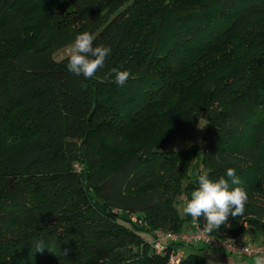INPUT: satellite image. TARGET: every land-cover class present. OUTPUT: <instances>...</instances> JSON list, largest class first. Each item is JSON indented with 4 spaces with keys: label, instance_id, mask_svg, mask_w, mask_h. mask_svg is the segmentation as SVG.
Here are the masks:
<instances>
[{
    "label": "trees",
    "instance_id": "obj_1",
    "mask_svg": "<svg viewBox=\"0 0 264 264\" xmlns=\"http://www.w3.org/2000/svg\"><path fill=\"white\" fill-rule=\"evenodd\" d=\"M83 31L111 48L91 79L68 71V55L52 56ZM212 55L221 67L207 64ZM112 68L136 78L121 87L114 74L104 79ZM201 119L198 144L167 148ZM139 125L153 138L132 137ZM107 146L121 150L116 161ZM229 167L248 203L211 234L255 242L264 236V0H0V264H168L177 247L178 264H205L190 252L200 244L155 252L149 241L184 230L191 217L175 205L198 174L215 180Z\"/></svg>",
    "mask_w": 264,
    "mask_h": 264
},
{
    "label": "clouds",
    "instance_id": "obj_2",
    "mask_svg": "<svg viewBox=\"0 0 264 264\" xmlns=\"http://www.w3.org/2000/svg\"><path fill=\"white\" fill-rule=\"evenodd\" d=\"M95 39L96 37L89 31H83L75 36L74 41L68 46V71L85 79H91L105 66L111 48L103 44L93 46ZM113 74L115 82L121 87L129 78H136L129 70L112 68L104 79L109 80ZM197 179L198 187L191 192L190 199H185L182 212L184 216L193 220L203 217L204 233L211 234L226 225L229 217L234 219L244 214L248 193L243 187L238 186L241 180L236 175L235 168H227L226 176L215 180L209 177L208 172L198 174ZM35 249L43 252L45 249L43 240L36 243ZM243 251H247V248ZM208 264H214V261L209 260ZM251 264H264V254H256Z\"/></svg>",
    "mask_w": 264,
    "mask_h": 264
},
{
    "label": "built area",
    "instance_id": "obj_3",
    "mask_svg": "<svg viewBox=\"0 0 264 264\" xmlns=\"http://www.w3.org/2000/svg\"><path fill=\"white\" fill-rule=\"evenodd\" d=\"M169 243L200 244L232 255L242 264H251L256 254H264V240L252 242L246 237L221 238L214 234H206L198 221L192 218L186 230L177 232L155 230L152 232L149 244L155 252H161ZM245 248L247 251H243ZM181 257V249L173 248L169 254L168 264H178Z\"/></svg>",
    "mask_w": 264,
    "mask_h": 264
},
{
    "label": "rangeland",
    "instance_id": "obj_4",
    "mask_svg": "<svg viewBox=\"0 0 264 264\" xmlns=\"http://www.w3.org/2000/svg\"><path fill=\"white\" fill-rule=\"evenodd\" d=\"M68 42L63 46H59V47H55L52 52V56L53 58L59 60L65 56L68 55V46L72 43ZM220 53L217 52L215 53V55H219ZM213 56L212 55V62L207 61L208 65H212L214 63L215 69L219 68L222 66L223 64V59L222 57L218 56ZM216 57V58H215ZM216 59V61H214ZM205 64V62H204ZM203 64V65H204ZM207 126V122L204 119L199 120L196 128L194 131L191 132L190 135L188 136H178L176 137L173 142L167 146L168 149H174V150H185L187 149L189 146L194 145V144H198L201 138L202 133L204 132V130L206 129ZM151 132V133H147ZM151 130L147 129L146 125H139L138 127L135 128V130L132 133V137L136 138V139H151L153 138ZM105 155H106V161L107 162H114L118 159V157L120 156V154L122 153L121 150L119 148L116 147H111V146H107L104 149ZM189 172L190 174H194L195 171L200 168V164H199V159L197 156H193L191 159V163L189 164ZM185 199L183 196H181L179 198V201L176 203L175 208L177 213L179 214V216L181 218L185 219V216L183 215L182 212V207H183V203H184ZM187 221H184V230H186L187 228ZM143 238H145L146 240L149 239V235L142 233L141 234ZM190 252L192 253H196L201 255L204 258L205 264H208L209 260L214 261V264H242L241 262H239L234 256L229 255L227 253L221 252L219 250L216 249H212L209 247H200V245H194L191 249Z\"/></svg>",
    "mask_w": 264,
    "mask_h": 264
},
{
    "label": "crops",
    "instance_id": "obj_5",
    "mask_svg": "<svg viewBox=\"0 0 264 264\" xmlns=\"http://www.w3.org/2000/svg\"><path fill=\"white\" fill-rule=\"evenodd\" d=\"M253 239H254L255 242H259V241H261V240H264V236H262V235L259 234V233H256V234L254 235Z\"/></svg>",
    "mask_w": 264,
    "mask_h": 264
}]
</instances>
